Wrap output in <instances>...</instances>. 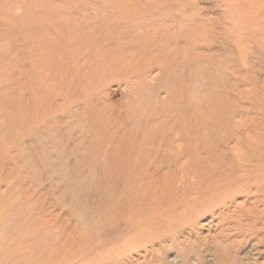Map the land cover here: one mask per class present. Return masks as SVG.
Here are the masks:
<instances>
[{
  "label": "rangeland",
  "instance_id": "374dc122",
  "mask_svg": "<svg viewBox=\"0 0 264 264\" xmlns=\"http://www.w3.org/2000/svg\"><path fill=\"white\" fill-rule=\"evenodd\" d=\"M0 264H264V0H0Z\"/></svg>",
  "mask_w": 264,
  "mask_h": 264
}]
</instances>
